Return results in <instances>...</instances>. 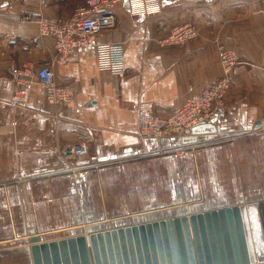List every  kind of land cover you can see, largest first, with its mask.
Listing matches in <instances>:
<instances>
[{
    "label": "crops",
    "instance_id": "1",
    "mask_svg": "<svg viewBox=\"0 0 264 264\" xmlns=\"http://www.w3.org/2000/svg\"><path fill=\"white\" fill-rule=\"evenodd\" d=\"M161 1L163 10L151 16H133L128 2L119 4L117 26L97 37V43L124 45L127 73L121 76L99 66L93 45L82 48L77 61L59 62L54 38H41L37 24L21 18L32 11L68 18L89 0H0V76L13 68L52 64L56 83L74 90L70 103L55 105L35 83L28 105L21 107L10 103L18 87L0 82V244L25 240L20 244L29 264L31 235L68 237L163 218L173 210L171 204L153 203V188L144 190L145 169L153 172L158 155L184 151L193 135L143 136L137 108L145 104L168 116L221 76L224 51L242 64L216 123L250 131L264 119L263 0ZM189 21L199 31L194 39L158 43ZM81 142L90 150L85 161L103 165L78 178L55 174L66 166L59 147ZM125 183L132 189L124 190Z\"/></svg>",
    "mask_w": 264,
    "mask_h": 264
},
{
    "label": "built area",
    "instance_id": "2",
    "mask_svg": "<svg viewBox=\"0 0 264 264\" xmlns=\"http://www.w3.org/2000/svg\"><path fill=\"white\" fill-rule=\"evenodd\" d=\"M124 2L129 3L133 16H151L163 10L161 0H89L87 6L78 9L68 18H48L38 11L25 12L21 18L24 22L36 23L41 38H54L59 62L77 61L80 50L93 45L99 66L111 74L122 76L127 73L124 45L97 43L96 40L106 30L117 26L118 17L114 10ZM2 9L0 7V10ZM196 36V26L187 22L173 28L167 38L159 40V44L183 45ZM221 64L223 72L217 81L201 92L189 96L168 116L159 115L149 106L140 104L137 108V122L141 134L157 139L183 138L192 134L194 126L215 122L218 110L225 106L227 95L233 86L234 71L242 62L235 54L224 51L221 54ZM262 68L264 70V65ZM0 82H12L18 87L10 100L13 106L28 105L29 93L35 83L44 88L46 98L51 104H68L74 97L71 86L56 83L52 64L39 68L29 65L13 68L9 74L0 76ZM220 132L221 130L217 129L216 133ZM58 154L66 161L65 168L55 171L58 175L69 174L78 178L82 172L103 165L85 161L90 154L86 142L63 143L58 149Z\"/></svg>",
    "mask_w": 264,
    "mask_h": 264
},
{
    "label": "water",
    "instance_id": "3",
    "mask_svg": "<svg viewBox=\"0 0 264 264\" xmlns=\"http://www.w3.org/2000/svg\"><path fill=\"white\" fill-rule=\"evenodd\" d=\"M191 131L187 143L249 132L218 134L214 123ZM28 242L33 264H264V199L50 240L34 234Z\"/></svg>",
    "mask_w": 264,
    "mask_h": 264
},
{
    "label": "rangeland",
    "instance_id": "4",
    "mask_svg": "<svg viewBox=\"0 0 264 264\" xmlns=\"http://www.w3.org/2000/svg\"><path fill=\"white\" fill-rule=\"evenodd\" d=\"M263 2L264 0L262 1L264 9ZM189 22L194 24L193 21ZM196 30L198 35L197 27ZM231 90L227 95L225 106ZM213 123L218 130H223V132L243 129L227 128L216 121ZM219 127L222 128L219 129ZM247 133L235 138L196 141L188 144L184 151H175L156 157L159 161L153 168V172L148 174V170L145 169L147 175L144 174L146 179L143 181V188L145 191L154 189L152 200L154 204L158 202L159 207L163 208L166 203L171 204L170 209L173 210L165 215L163 213V218L173 217L183 210L197 212L264 199V131L253 132L252 128ZM211 134L206 133L205 135ZM129 189H132L131 184L125 183L124 190ZM156 192L158 193L155 194ZM123 199L126 200L127 197ZM184 199L186 203L177 204ZM144 202L146 206L151 205L149 201V205L146 201ZM173 203L176 205L172 207ZM18 242L25 243L26 241L22 239ZM20 243L17 245L0 244V264H29L27 252L23 248L24 244ZM14 246L20 248L16 254L10 252Z\"/></svg>",
    "mask_w": 264,
    "mask_h": 264
},
{
    "label": "bare ground",
    "instance_id": "5",
    "mask_svg": "<svg viewBox=\"0 0 264 264\" xmlns=\"http://www.w3.org/2000/svg\"><path fill=\"white\" fill-rule=\"evenodd\" d=\"M258 129H259V130H258ZM258 129L256 130V128H254L253 131H255V132L264 131V126H261V127L258 128Z\"/></svg>",
    "mask_w": 264,
    "mask_h": 264
},
{
    "label": "flooded vegetation",
    "instance_id": "6",
    "mask_svg": "<svg viewBox=\"0 0 264 264\" xmlns=\"http://www.w3.org/2000/svg\"><path fill=\"white\" fill-rule=\"evenodd\" d=\"M47 240V239H46Z\"/></svg>",
    "mask_w": 264,
    "mask_h": 264
}]
</instances>
